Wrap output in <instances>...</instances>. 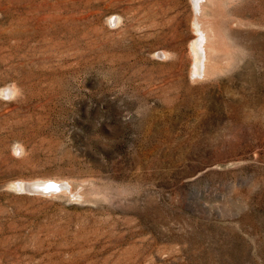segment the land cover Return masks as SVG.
<instances>
[{
  "label": "rangeland",
  "instance_id": "obj_1",
  "mask_svg": "<svg viewBox=\"0 0 264 264\" xmlns=\"http://www.w3.org/2000/svg\"><path fill=\"white\" fill-rule=\"evenodd\" d=\"M202 1L197 77L193 0H0V264H264V0Z\"/></svg>",
  "mask_w": 264,
  "mask_h": 264
},
{
  "label": "bare ground",
  "instance_id": "obj_2",
  "mask_svg": "<svg viewBox=\"0 0 264 264\" xmlns=\"http://www.w3.org/2000/svg\"><path fill=\"white\" fill-rule=\"evenodd\" d=\"M193 1L195 4L194 5L195 8L197 10H200L201 14H203L205 16L207 15V17H208L207 19L203 20L204 22H203L202 27H200V29H198L199 26H198V23H196L197 27L195 29H197L196 32H198V35L195 38V40H193V42H192L193 43L192 44V46H193L192 47V51H193V75L194 76L197 75V77H198V75L200 73L202 76H205V75L211 74L212 72H215V70L217 69L216 65L221 60L219 56L221 55V52H222V45L218 43L219 39L216 40L218 38V37L216 38L217 29L214 26V22H213L214 19L210 15V11H209L211 9L210 8L211 6L209 4L210 2L208 3V1H207L205 3L202 0H193ZM213 11H214V9H213ZM212 13H214V12H212ZM215 18H216V16H215ZM201 19H203V18H201ZM165 53H166V51H165ZM24 187H25V185H24ZM47 187H49L48 183H36V184H34V189H36V190L46 189Z\"/></svg>",
  "mask_w": 264,
  "mask_h": 264
},
{
  "label": "water",
  "instance_id": "obj_3",
  "mask_svg": "<svg viewBox=\"0 0 264 264\" xmlns=\"http://www.w3.org/2000/svg\"><path fill=\"white\" fill-rule=\"evenodd\" d=\"M34 183H35V182H34ZM34 183H29V184L31 185V186H30V185L28 184L29 187H33L32 185H33ZM47 183H48L49 186H51V185H55L56 187L59 186L58 184L53 183L52 181H48ZM26 188L28 189V186H27ZM31 190H33V188H32Z\"/></svg>",
  "mask_w": 264,
  "mask_h": 264
},
{
  "label": "snow or ice",
  "instance_id": "obj_4",
  "mask_svg": "<svg viewBox=\"0 0 264 264\" xmlns=\"http://www.w3.org/2000/svg\"><path fill=\"white\" fill-rule=\"evenodd\" d=\"M51 187H52L53 189H56V186H55V185H51Z\"/></svg>",
  "mask_w": 264,
  "mask_h": 264
}]
</instances>
